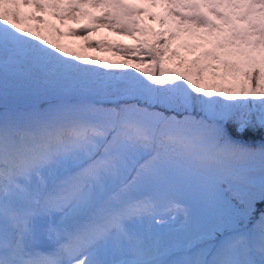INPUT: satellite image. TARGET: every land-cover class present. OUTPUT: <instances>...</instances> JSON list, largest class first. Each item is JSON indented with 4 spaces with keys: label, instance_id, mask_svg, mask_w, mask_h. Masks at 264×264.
<instances>
[{
    "label": "snow or ice",
    "instance_id": "6c2138e0",
    "mask_svg": "<svg viewBox=\"0 0 264 264\" xmlns=\"http://www.w3.org/2000/svg\"><path fill=\"white\" fill-rule=\"evenodd\" d=\"M161 6L0 0V264H264V0Z\"/></svg>",
    "mask_w": 264,
    "mask_h": 264
},
{
    "label": "rangeland",
    "instance_id": "374dc122",
    "mask_svg": "<svg viewBox=\"0 0 264 264\" xmlns=\"http://www.w3.org/2000/svg\"><path fill=\"white\" fill-rule=\"evenodd\" d=\"M123 2L128 3V4H132L135 7L138 8H142L144 9V13H142L140 19L147 22H152L154 20L148 19V15H145V11L146 10H153L156 12L155 16H160L164 9L161 6V0H123ZM23 12L27 13L28 11H30L28 8H22L21 9ZM39 15V13H38ZM46 21H48L49 24L55 25L57 28L60 29L61 33H65L62 34L58 37V39L63 40L66 42L63 44V46H67L68 49L70 48H75L77 49L82 55L85 56V58H92L95 57L97 59L100 60H104V54L107 57V61H117L120 59H123V57L119 54V53H115L112 51L113 54H109L107 52H104L102 50H100L99 48L96 47L95 45V41H106L110 44H124V45H132L134 44L136 41L127 35H122V34H118L116 32H113L109 29L106 28H100L98 31L95 32H91V33H87V35L89 36V39L93 42L92 46H86L85 45V41L82 39V35L84 34H80V35H68L67 33V29L70 28H80L81 25L77 24V23H73L71 21L68 22H61L60 20H57L51 16H45L44 17ZM28 24H34V21H27ZM160 27L158 21H155V25L154 27H152L154 30H158ZM192 37H189L187 35L182 36L180 39L174 40L172 42V48L176 49L177 51L180 52V55L183 56L184 58H189L192 57V55L194 54L193 52H190L188 50H186L185 48L179 47L181 44H186L188 45V43L191 44V42L196 43V44H200L201 41L198 39L193 38L194 40L192 41L191 39ZM74 46V47H73ZM109 54V55H108ZM167 67L171 68L170 63L167 65Z\"/></svg>",
    "mask_w": 264,
    "mask_h": 264
},
{
    "label": "trees",
    "instance_id": "16d2710c",
    "mask_svg": "<svg viewBox=\"0 0 264 264\" xmlns=\"http://www.w3.org/2000/svg\"><path fill=\"white\" fill-rule=\"evenodd\" d=\"M149 14H152V15H154L155 16V14H156V12L155 11H151V10H146L145 11V15H149ZM145 17H148V16H145ZM155 21H157V20H154V21H152L151 23L150 22H147V21H144L143 22V26H145V27H148V28H151V29H153L152 27H154V25H155ZM194 37H192L191 39H192V41L194 40L193 39ZM59 42L61 43V45H63L65 42H66V40L65 41H63V40H59ZM192 44H195V45H200V44H196V43H192L191 42V44L190 43H188V45H192ZM66 48H68L67 46H65ZM74 47V46H73ZM70 50H73V51H76V52H79L77 49H73V48H70ZM201 51L203 50V49H200ZM102 51H104V52H107V53H109V54H113L112 53V51H106V50H102ZM113 52H115V53H117L116 51H113ZM80 53V52H79ZM108 54V55H109ZM199 54V52H195L193 55H192V57H189V58H185V60H191V59H193L196 55H198ZM87 59V58H86ZM104 60H107V57L105 56V54H104ZM176 64H177V61L175 60V59H173V61L170 63V65H171V68H175L176 67Z\"/></svg>",
    "mask_w": 264,
    "mask_h": 264
}]
</instances>
